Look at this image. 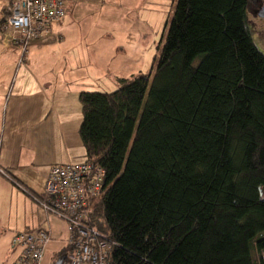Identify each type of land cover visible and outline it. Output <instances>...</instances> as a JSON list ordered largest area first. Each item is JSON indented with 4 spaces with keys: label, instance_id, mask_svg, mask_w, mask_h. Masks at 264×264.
Here are the masks:
<instances>
[{
    "label": "trees",
    "instance_id": "1",
    "mask_svg": "<svg viewBox=\"0 0 264 264\" xmlns=\"http://www.w3.org/2000/svg\"><path fill=\"white\" fill-rule=\"evenodd\" d=\"M257 2L177 0L153 74L78 94L80 162L105 171L88 224L110 264H264V55L246 25Z\"/></svg>",
    "mask_w": 264,
    "mask_h": 264
},
{
    "label": "crops",
    "instance_id": "2",
    "mask_svg": "<svg viewBox=\"0 0 264 264\" xmlns=\"http://www.w3.org/2000/svg\"><path fill=\"white\" fill-rule=\"evenodd\" d=\"M8 3L9 0H0V21L8 11ZM90 3L97 8L89 14L85 7ZM129 4L135 1L68 0L63 19L52 24L45 36L33 40L30 52L40 45H59L72 34L78 33L83 38L90 30L109 36L107 32L115 28L110 9L128 12ZM17 45L5 40L0 32V241H8L10 247L11 237L18 231L36 232L44 228L53 237L56 231L51 223L55 218L34 197L43 192L52 165L77 163L84 158L78 134L82 120L78 94L85 91L86 81L82 73H77L83 68L79 51H75L78 57L73 62L47 65L43 76L39 65L31 69V64L22 63L26 56L21 55ZM100 69L113 77L117 85L118 76ZM62 88L67 92H62Z\"/></svg>",
    "mask_w": 264,
    "mask_h": 264
},
{
    "label": "rangeland",
    "instance_id": "3",
    "mask_svg": "<svg viewBox=\"0 0 264 264\" xmlns=\"http://www.w3.org/2000/svg\"><path fill=\"white\" fill-rule=\"evenodd\" d=\"M134 1L135 4H129L128 12L117 13L116 10L110 9L109 16L112 17L115 28L107 32L109 36L95 30H90L83 38L78 33L72 34L69 38L66 37V40L60 41L59 45H43L45 48L40 45L41 48L33 53L28 48L22 63L31 64V69L39 65L40 73L44 76L47 65L73 62L78 57L75 51H79L83 68L82 72L77 73L83 74V81H86L83 89L88 92H112L117 89L118 85H114L113 77L106 76L100 68L108 69L110 74L118 78H129L138 73L153 74L177 0ZM96 8L93 3L85 7L89 14L92 10L96 11ZM124 9L119 7V10ZM122 15L127 19L120 17ZM140 19L144 21H139ZM246 25L254 46L264 55V0H258L246 10ZM43 36L45 35L41 37ZM100 71L104 75L100 74ZM58 85L62 87L61 83ZM61 91L67 92V89L62 88ZM77 105L80 109L79 103ZM76 138L78 140L77 135ZM58 151H62L60 146ZM53 218L55 220L51 227L56 232H53V237H50L45 246L42 264H51L53 255L66 246L69 238L68 222L58 216L53 215ZM16 254L17 250L11 248L8 241H0V264H10Z\"/></svg>",
    "mask_w": 264,
    "mask_h": 264
},
{
    "label": "built area",
    "instance_id": "4",
    "mask_svg": "<svg viewBox=\"0 0 264 264\" xmlns=\"http://www.w3.org/2000/svg\"><path fill=\"white\" fill-rule=\"evenodd\" d=\"M68 0H10L9 14L0 25L3 38L19 45L24 56L30 43L46 35L50 26L63 19ZM0 172L1 169H0ZM104 169L94 162L52 165L43 192L34 200L44 211L69 224L70 251L61 264H110L109 240L88 224L92 201L98 197ZM50 240L47 229L16 234L11 243L19 249L13 264H42Z\"/></svg>",
    "mask_w": 264,
    "mask_h": 264
},
{
    "label": "water",
    "instance_id": "5",
    "mask_svg": "<svg viewBox=\"0 0 264 264\" xmlns=\"http://www.w3.org/2000/svg\"><path fill=\"white\" fill-rule=\"evenodd\" d=\"M64 259H65V254L61 255L54 263L51 264H61Z\"/></svg>",
    "mask_w": 264,
    "mask_h": 264
}]
</instances>
